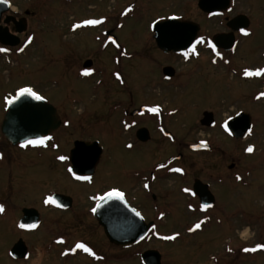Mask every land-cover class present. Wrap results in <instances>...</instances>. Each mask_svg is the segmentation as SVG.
<instances>
[{"label": "rangeland", "instance_id": "obj_1", "mask_svg": "<svg viewBox=\"0 0 264 264\" xmlns=\"http://www.w3.org/2000/svg\"><path fill=\"white\" fill-rule=\"evenodd\" d=\"M9 1L19 11L27 8L35 13L36 18L30 20V26L36 35L25 54L0 58V151L7 157H13V161L5 158L7 161L0 163V201L4 199L3 202L19 205L14 212L10 208L5 214H0V264H14L7 253L13 236L20 234L17 222L22 206L27 204L40 208L42 198L52 192L86 197L102 186L126 187L125 171L152 167L158 158L164 157L169 147L175 150L174 154L183 149L185 151L186 159L175 165L190 166V163L193 168L203 166L210 174L216 170L214 166L220 164L224 180L214 185L218 203L223 207L222 212L217 210L220 218L211 219L207 224L206 219H201L205 223L198 232L185 234L184 230L200 217L184 211L177 191L174 196L179 201L167 214L160 229L169 236L174 231L183 235L175 240L150 237L138 246L120 250L110 245L100 232H89V227L93 228L92 222L85 216L89 205L82 203L77 204L74 215L66 221L72 222L77 217L85 220L88 225L84 229L86 233L72 229L71 235L65 239L66 246L55 245L58 241L50 230L59 228L58 214L41 208L43 234L27 235L31 237L28 240L35 249L32 261L27 264H87L88 259L82 256L80 249H76V257L60 258L64 249H73L68 247L79 240L91 243L96 255V263L92 264H143L140 254L145 250H157L162 255V264H264V249L241 252L243 247L264 243V99L254 101V93L262 91V83L240 85L238 78L222 64L212 66L208 61L201 60L208 59L213 53L212 49L202 47L203 44L197 51L201 57L190 63L186 64V61L176 57L167 59L156 47L151 32L154 22L178 16L198 24L200 36L211 40L216 34L227 32L224 22L205 17L197 6L198 0H78L67 5L63 13L58 0ZM89 1H92L90 8H86ZM231 8L229 18L244 14L253 20V34L247 41L241 39L240 45L245 43V49L237 57H241V62L253 60L255 64L262 52L260 47L264 45V0H232ZM122 11H125L123 17L120 16ZM101 15L112 16V21L94 31L73 33L69 30L75 20ZM117 21L123 22L122 28L115 32L125 50L121 60L116 57L118 51L104 50L100 43L90 39L94 35L103 37L104 31L114 28ZM251 48L254 56L245 53ZM87 58H91L95 69L84 75L80 67ZM167 62L174 63L177 74L183 76V82L170 92L156 89L161 78L160 69ZM116 71L124 76L125 88L109 79ZM103 78L106 80L104 87H97ZM22 87H30L44 96L66 119H76L83 111L100 108L99 115L85 117L89 125L97 121L99 123L95 124H104L107 104L111 106L121 102L136 108L141 104L159 102L171 114L168 127L175 132L178 140L173 145L153 141L127 151L121 146V140L125 144L131 141L130 136L115 139V136H107L103 126H94L90 134L84 129L85 125L77 126L71 121V126L65 128L66 132L62 134L64 130H60L51 140L45 141L46 146L12 147L2 136L1 125L6 115V98L13 97ZM238 111L246 112L253 119L251 135L242 140L228 136L222 127L228 116ZM205 112L215 116L217 127L209 130L199 124ZM79 127L84 130L82 134L78 131ZM79 138L100 139L107 149L94 186L88 189L72 181L65 170L69 165L67 161L63 165L57 159L60 152L68 156L74 140ZM199 140H207L214 153L192 155L186 151V145ZM249 145L254 148L252 153L245 151ZM218 155H222V159L218 160ZM231 164L235 166L229 170ZM10 178L12 188L9 186ZM168 185L170 190L176 191V183L170 181ZM49 243L53 249L47 251L45 248Z\"/></svg>", "mask_w": 264, "mask_h": 264}, {"label": "flooded vegetation", "instance_id": "obj_2", "mask_svg": "<svg viewBox=\"0 0 264 264\" xmlns=\"http://www.w3.org/2000/svg\"><path fill=\"white\" fill-rule=\"evenodd\" d=\"M77 2L78 0H58L59 3V7L61 9V12L63 13V9H67L65 8L67 5L72 4L73 2ZM80 2H82L83 0H79ZM93 1V0H92ZM92 1H89L87 3V5L85 6L86 8H90V5L92 3ZM10 5V6H9ZM85 7L83 9H85ZM128 8V7H127ZM126 8V10H128ZM125 10V11H126ZM125 11H122L120 13V16L123 17V14ZM232 8L230 9L229 12H223L222 14L218 15V16H212V15H208L205 14V17H207L208 19H220L221 21L224 22V25L227 29V32L225 33H219L216 34L215 36H213V38H211L212 43H214V38L218 35H228V34H234V38H235V42H234V46L232 49L230 50H225L224 48H217V50L221 53L223 59H221L220 57L215 56V53L213 52L212 54H210V56L207 58H203L201 60H206L208 61V64L212 65V66H218L220 64H222L224 67L227 68L228 71H231L233 75H235L238 78V82L239 84H248V83H254L256 85V82H261L262 83V91L261 92H255L254 93V101L258 100L259 98L264 99V96L261 95V93H264V75L261 76H250V77H246L244 75V71L245 69L255 72L257 69H262L264 68V45L262 47H260L261 49V53L259 55V59L256 61V63L254 64L255 61L251 60V62H241L240 58L237 57V54L242 51L245 46H241L240 45V41L241 39L243 41H247V39L252 36L253 32H252V24H253V20H251V18H248V27L244 28L245 30L249 31V35L245 36L243 35V33L240 31H234L232 32V30L228 27V22L230 19L228 15L231 13ZM240 15H244V14H240ZM120 16H118L119 20H120ZM239 16V15H238ZM246 16V15H245ZM237 17V16H236ZM36 15L34 12H32V10L30 9H25V10H20L17 8L15 9V5L13 3H11L9 1V4H0V48H8L10 49L9 52H0V58L1 57H9L11 58L12 56H21L23 54L26 53V51L28 50V48L32 45V43L34 42L35 39V32L32 31L31 26H30V20L31 19H35ZM87 19H99L102 20V23L99 25H95V26H82L80 28L77 29H73V25L74 24H83L84 20ZM163 20H166L163 19ZM112 21V16H87L83 19H79V20H75L71 23V25L69 26V30H71L73 33H78L81 32L83 30H90V31H94L96 30L98 27H102L103 25H106L107 23H110ZM158 21H162V19L158 20ZM157 22V21H156ZM42 24H44V22H41ZM123 26V22L122 21H117V23L115 24L114 28L105 30L103 33V37H96L94 35V37L90 38L91 40L95 41V43L101 45V47H104L105 49H111V50H115L118 51L119 53L116 55L117 58H119L120 60L123 57L124 53V46L121 44L120 40L118 39V36L116 35V31L120 30ZM200 36V33L198 35V37ZM29 38L31 39V43H29ZM112 40L116 41V44L112 43ZM210 40L209 38H205V43L202 45V47L206 48L207 50H210L211 47L208 46L207 41ZM117 44L119 45V47H117ZM106 47H105V46ZM26 46V47H25ZM200 46V44L197 45L196 47V52L198 51V47ZM20 48H24L23 52L18 51V49ZM165 58L167 59H171V58H178L181 61H186L187 63H190L194 60H197V58H200V54L198 53V55L193 54V53H189V58L185 59L183 55L181 54H170L167 55L165 53H163L162 51H160ZM245 53L248 56H254L253 55V48L251 49H246ZM244 57V56H242ZM196 58V59H195ZM254 58V57H253ZM213 60H215L216 62L213 63ZM90 61L92 62L91 66L89 68L85 67V64ZM227 61V62H226ZM94 63L91 60V58H87L83 61V63L81 64L80 69L83 70V72L88 71V72H92L95 67H93ZM116 65V63H115ZM118 65V64H117ZM165 68H171V70H165ZM118 72H113L111 74V76L109 77V79L112 81H114V83H116L119 87L121 88H125L126 86V82H125V78L122 75V73L120 72V77L122 79L123 82H121V79H117V74ZM160 73H161V78L158 80V85L156 86V89H161L163 88V90H165L166 92H170L171 89L173 87H177V84H181L183 82V76H180L177 74V70L175 69V64L172 62H167L166 64H164L161 69H160ZM94 75V74H93ZM179 82V83H178ZM104 83H106V80L101 79L100 81V86L96 85L99 88H103ZM125 85V86H124ZM103 86V87H102ZM143 106H148V107H159L161 109V111L159 113H151L148 110L146 111H141V108ZM101 109L97 108V110H90L89 112L83 111L81 115H79V117H77L76 119L72 117L69 119H66L65 117L62 116L61 112H59V110L57 109L58 115L60 116V120H61V125L60 127L52 132L51 134H49L48 136L53 137V135H55L56 133H58L60 130H64L62 131V134L65 133V128H69L71 125V121L72 123H75L77 126H84V129L87 130L90 134H91V129L94 128V126H103L102 128L104 130H106L107 132V136H115L119 139H121L123 136H130V140L129 142L123 144V139L121 140V146H123L124 150H134L135 148H139L140 146H144L150 142H169V144L173 145L177 142V136L175 135V132L171 129V127L169 126V117H170V113L169 111L165 110L164 104H161L159 102L156 103H147V104H141L139 107L136 108H132L129 106L128 103H117V104H111V106H109L108 104L105 106V111L107 113V117L103 119L104 124H95V123H99L97 122H93V125H89L87 119L85 118L86 116L90 115V116H96L100 114ZM239 113H246L244 111H238ZM237 113V112H236ZM236 113L232 116L233 119L236 117ZM247 114V113H246ZM203 115L202 114V118L199 121V124L201 126H203L206 129L211 130L212 128H215L218 126L217 120L214 116V124L213 126H205L201 124V121L203 120ZM249 115V114H248ZM65 116V115H64ZM251 118V123H252V131H253V119ZM97 119H99L97 117ZM153 120V121H152ZM152 121V122H149ZM125 124L129 125L128 127H125ZM163 129V131H162ZM140 130H146L147 133H145V135L147 137H149V140L147 142H143L138 138V132ZM225 130V129H224ZM81 134L84 132L83 129H81V127H79L78 130ZM228 136H231L233 139L235 140H242V139H236L234 138L228 131H226ZM252 133V132H251ZM251 135V134H249ZM248 135V136H249ZM59 137V136H58ZM4 138V137H3ZM49 141V140H46ZM58 141V140H57ZM201 141H207V140H199L197 141L195 144H189L185 146V149L187 148V152L191 153L192 155H201V154H209V153H214V148L212 147L211 144H209L207 142V144L211 147V149H203V150H194L192 148L193 145H196L198 143H200ZM76 142H86V143H93V142H98L99 146L102 148V155L101 158L97 164V166L95 167L94 171L92 173H86L83 174L82 176H91L92 179L91 181H87V180H76L71 173H69L66 170V172L69 174V176L71 177L72 181H74L76 184L79 185H83L86 186L87 189L91 188L94 186V181L98 175V169H99V165L102 162V158L105 154V152H107V149L105 148V146L102 145L101 140L100 139H75L74 143H73V148L69 149L68 151V157L69 160H66L69 165L71 166V162H70V157H71V152L74 149L75 143ZM180 143V142H179ZM131 144L132 147L128 148L127 145ZM181 144V143H180ZM12 146V145H10ZM21 145L18 146H12V147H20ZM31 146V145H30ZM31 147H35V146H31ZM59 148L58 151H60V145L58 144L57 146ZM57 148V149H58ZM168 152L163 154L164 157L158 158L157 161L155 162V164L150 167V168H141L139 170H131V171H125L123 174L125 175V180L127 181V185L126 187H118V186H102L99 187V189H95L94 192L92 194L88 193L86 195V197H79L77 195H71V194H57V195H61V196H65L68 197L71 200V204L66 206V203L62 204V205H58L56 204H45L44 200L45 198H42V202H41V207H34V206H22L20 208V217L19 220L17 222V227H18V232L20 233L18 236H13L12 242L10 244L9 250H8V257L9 260L11 262L15 263H19V264H27L30 263L32 261L33 255H34V248L32 246V244L29 242L28 238H31V235H36L38 234V232H41L43 234V231H41L42 227H43V210L47 209L49 211H54L58 214L57 217V223L59 225V228L57 230H55L54 228H51L50 230V234L52 236H55L57 239V243L55 244L57 246H66L67 243H65V239L68 237V235H71V231L73 229V231L76 232L77 231H81V232H85L84 229L88 226L87 223L85 222V220L78 218L77 215H75L77 218H74L72 220V222H67L66 219L70 216H73L75 211H76V206L78 203H82L86 206V204L89 205V207H87L85 210V216H87V218L92 222V227H89V232L92 230L95 233L100 232L101 235H104L105 238L106 234L104 231V228L100 225L99 221L96 218V212L98 209L99 204L104 200V199H99V197L103 196L105 197L106 194L111 191L112 189H117L121 192L124 193V198L123 200L133 209L135 210V212H139L140 216L142 217V219L144 220V222L146 223V225H150V230L149 233L147 234V236L144 238V240H142L141 242H139L138 244H136L135 246H138L142 243H144V241L150 237H155V238H161V237H165V236H169V233H166L165 231H162L160 229V226L162 225V223L164 222V220L167 217V214L171 213V209L173 208V206L175 205V203L177 201H179L178 199L175 198V194L178 193L180 194L181 198L180 201L183 202V208L184 211H188L189 214L192 215H199L200 220H197L195 223H193L190 227H193L197 222L201 221V219H206V224L214 218H220L218 214L220 212L219 209L222 210V206L219 205L218 203V199H217V195L216 192L214 190V185H219L222 183V181L224 180V174L222 169H220V164H216V166H214V168H216V170H214L213 172H211L210 174H208V170L206 168H204L203 166H197L196 168L192 167L193 164H190V166H185V165H175L176 163H180L182 162L184 159H186V157H184V149L181 150L183 151V153L181 151H179L177 154H174L175 150L172 149V147H169V150H167ZM164 153V152H163ZM173 153V154H172ZM172 154V155H171ZM60 155H66L63 152H60L58 154V156ZM57 156V157H58ZM0 163L1 161H13V157L12 156H5L3 154V151H0ZM5 158H8L7 160ZM217 159L220 160L222 159V155H218ZM59 161V160H58ZM191 163H195V161H190ZM64 165V161L62 163ZM159 165H164L165 167H158ZM67 166V168H68ZM235 164H231L228 166L229 170H232L234 168ZM182 168L184 170L183 174L181 173H177L174 171H171V169L174 168ZM12 178H10V182H9V186L12 188ZM170 181H173L174 183H176V191L170 190L168 183ZM147 184L149 185L148 188H145L144 185ZM167 184V186L165 185ZM205 185L208 186V192H210L211 196H207L204 198H201L198 194L196 196H192L189 193H186L183 191V189L185 188H190L192 189L193 192L201 191V193L204 194L205 191ZM178 186V187H177ZM197 188V190H196ZM197 193V192H196ZM56 195L55 192H52L49 196H54ZM123 200L118 199L116 202H121L122 203V208L124 207L123 205ZM4 199H2V201H0V204H2L4 206V212L0 213V214H5L6 213V209H10L11 211H15L17 209L16 203L14 204H10L9 201H5L3 202ZM67 203H70V201H67ZM191 204L193 205V208L195 209L194 211L192 209L188 208V205ZM204 204H208L210 205V207L207 210H204L202 208V205ZM64 205V206H63ZM41 208L43 210H41ZM96 209L95 212L92 211V209ZM29 209H34L38 212L39 214V222L37 224V227L31 230H26L21 228L20 225V221L23 219L24 217V211L25 210H29ZM124 209V208H123ZM218 210V211H217ZM161 213H163V218H161ZM172 215V214H171ZM209 216V217H208ZM61 219V220H59ZM83 222H85V224H83ZM186 228L184 230L185 234H194L196 232H198L200 229L194 231V232H189L188 229L190 228ZM203 227V226H201ZM98 230H97V229ZM92 233V232H90ZM172 235H175L176 233H179L178 236L183 235V233L178 232V231H174L172 232ZM175 233V234H174ZM26 236H25V235ZM30 235V236H27ZM49 235V234H48ZM54 237V238H55ZM22 241L24 243V246L26 248V257L21 259V258H17L15 256L12 255V250L15 247V245L19 242ZM63 241V242H61ZM107 241L109 242L110 245H113L114 247H116L117 249L120 250H128L130 248H120L114 244H111L110 241L107 239ZM83 242L84 244L86 243V245L90 248H92V246L90 245L91 243H89V241H85V240H79L78 242L74 243L73 245H71L68 248H75V245L77 243ZM259 244H264L262 242H260ZM133 246V247H135ZM131 247V248H133ZM55 248V246H54ZM244 248H254V247H243L241 249L242 253H251V251L249 252H245L243 251ZM47 251H50L51 249H53V246L51 245V243L47 244L46 248ZM231 249H234L231 247ZM260 249H257V251ZM80 251H82V256L87 257L88 261L87 264H92V263H96V255H90L89 253L84 252L82 249H80ZM147 251V250H145ZM143 251L140 254V260H141V255L145 252ZM255 251V252H257ZM67 253V254H64ZM77 254V251L75 250V252L72 251V249H64L63 252H61L60 254V258L62 259H70L72 257H76L75 255ZM245 255H252V254H245Z\"/></svg>", "mask_w": 264, "mask_h": 264}, {"label": "water", "instance_id": "obj_3", "mask_svg": "<svg viewBox=\"0 0 264 264\" xmlns=\"http://www.w3.org/2000/svg\"><path fill=\"white\" fill-rule=\"evenodd\" d=\"M232 0H199L198 8L209 15H220L223 12L230 10ZM248 18L244 15H239L228 22V27L234 31H240L247 28ZM153 38L157 47L165 54H183L186 50L184 45L189 36L197 37L200 31V26L196 23L183 20H172L171 18L165 21L157 22L152 27ZM235 42L234 34L218 35L214 38V43L217 48L230 50ZM92 62L88 61L85 64L86 68L91 66ZM171 70V68H165ZM19 91L16 93L17 96ZM149 107H142L141 111L148 110ZM202 125L213 126L214 115L210 112H205L203 115ZM229 132L236 139H243L249 134V129L252 130L251 118L246 113H240L232 121L228 122ZM61 125V120L54 106L46 100H35L31 97H20L15 103L9 105L7 103V113L1 125V132L6 141L13 146L23 144L26 140L46 137L56 131ZM146 130L138 132V138L147 142L149 137L145 135ZM194 150L211 149L201 147L200 143L192 146ZM102 155V148L98 142L86 143L76 142L74 149L71 152L70 162L74 171L78 175L92 173L97 166ZM78 170H77V163ZM197 190V188H196ZM201 197L211 196L208 192V186L205 185L204 194L201 191H196ZM53 198L58 205L66 203L71 204L68 197L54 195ZM118 199L108 198L99 204L96 218L100 225L104 228L106 237L111 244L121 248H129L142 241L150 230V225H146L141 216H137L135 211L123 200L122 203L116 202ZM70 201V203H67ZM64 206V205H63ZM39 222V214L34 209L24 211V217L20 224H37ZM35 227V228H36ZM31 230L34 228H23ZM143 237V238H142ZM12 255L17 258L26 257V248L22 241H19L12 250ZM144 264H162V255L157 250H148L141 255Z\"/></svg>", "mask_w": 264, "mask_h": 264}, {"label": "snow or ice", "instance_id": "obj_4", "mask_svg": "<svg viewBox=\"0 0 264 264\" xmlns=\"http://www.w3.org/2000/svg\"><path fill=\"white\" fill-rule=\"evenodd\" d=\"M0 4H9V0H0ZM9 6H10V5H9ZM128 11H131V9H128ZM171 19H172V20H179L180 17H178V16H172ZM101 23H102V20H99V19H87V20H84V21H83V24H74L72 27H73V29L75 30V29L80 28V27H82V26H95V25H99V24H101ZM154 23H155V22H154ZM241 32H242L243 35H245V36H247V35L250 34L249 31H247V30H245V29H241ZM31 39H32V38H29V43H31ZM205 42H206V41H205V37H203V36H199V37L189 36V37L187 38V42H186V44L184 45V47H185V49H186V50L183 52V56H184V58H185V59H188V58H189V53H190V52L193 53V54L198 55V53L196 52V47H197V45H198V44H204ZM112 43H113V44H116V41H115V40H112ZM207 44H208L209 47H211L212 51L215 53V56L220 57L221 59H223L221 53L217 50V45H216V44L212 43L211 40H208V41H207ZM25 47H26V46H25ZM117 47H119L118 44H117ZM9 51H10V49H8V48H0V52H9ZM18 51L23 52V51H24V48H20V49H18ZM215 62H216V61L213 60V63H215ZM226 62H227V61H226ZM83 74H84V75H89L90 72L85 71ZM244 75H245L246 77H250V76H261V75H264V68H262V69H257L255 72H252V71H249V70L245 69V71H244ZM116 76H117V79H121L119 73H117ZM121 82H123L122 79H121ZM261 95L264 96V93H261ZM20 97H31L32 99H35V100H38V101H39V100H44V99H45L44 96L39 95L37 92L33 91L32 88H30V87H22V88L19 89V93H18L17 96H14V97H12V98H10V99H9V98H6V99H7V103H8L9 105H11V104L15 103V101L18 100ZM148 111L151 112V113H159V112L161 111V109H160L159 107H153V108H149ZM236 116H240V113L237 112V113H236ZM232 120H233V117L230 115V116H228V118H227V119L224 121V123L222 124V127L225 129V131H228V130H229V124H228V122H229V121H232ZM128 126H129V125L125 124V127H128ZM162 131H163V129H162ZM248 131H249V134H251V129H249ZM51 139H52L51 136L40 137V138H37V139H29V140H26V141L21 145V147L27 148V147H29L30 145H31V146H46L45 141H46V140H51ZM200 146H201V147H204V148H207V147H208L207 142H205V141H201V142H200ZM127 147H128V148H131L132 145L129 144V145H127ZM245 151L248 152V153H252V152L254 151V148H253V146L249 145V146L245 149ZM0 158H2V157H0ZM57 159H58L59 161L63 162V161L69 160V157L66 156V155H60V156L57 157ZM73 162H74V163H77L75 160H74ZM158 167H165V166H164V165H159ZM77 170H78V163H77ZM67 171H68L69 173H71L72 176H73L76 180H87V181H91V179H92L91 176H82V175H78V174H77V171H74L72 166H68ZM171 171H174V172H177V173H181V174H183V172H184V170H183L182 168H179V167L174 168V169H171ZM237 179H240V177H237ZM144 187H145V188H148L149 185L145 184ZM183 191L186 192V193L191 194L192 196H196V195H197V193H196V192H193L192 189H190V188H185V189H183ZM106 195H107L108 198H113V197H115V198L120 199V200H123V198H124V193L121 192V191H119V190H117V189H112V190L109 191ZM99 199H104V197L101 196V197H99ZM44 203H45V204H49V203L56 204L57 201L53 198V196H48L47 198H45ZM209 207H210V205H208V204H204V205H202V208H203L204 210H207ZM188 208H189V209H192L193 211L195 210V209L193 208V205H191V204L188 205ZM92 211L95 212L96 209L94 208V209H92ZM133 211H135V210H133ZM2 212H4V206H3L2 204H0V213H2ZM136 215H137V216H140V213L137 212ZM163 215H164V214L161 213V218H163ZM203 223H205V221H203V220L197 222L193 227H190V228L188 229V231H189V232H194V231H196V230H198V229H201V226H202ZM19 226H20L21 228H35V227H36L35 224H20ZM178 235H179V233H176L175 235H172V236H165V237H162V238L165 239V240H175V239L177 238ZM142 238H143V237H142ZM61 242H63V241H61ZM76 249H82L84 252L89 253L90 255L95 256V253L92 251V249H91L90 247H88V246H87L86 244H84V243H77V244L75 245V248L72 249V251L75 252ZM257 249H264V244H257L254 248H251V249H249V248H244L243 251H245V252H249V251H251V252H255V251H257ZM229 251H231V249H229ZM64 254H67V253H64Z\"/></svg>", "mask_w": 264, "mask_h": 264}]
</instances>
